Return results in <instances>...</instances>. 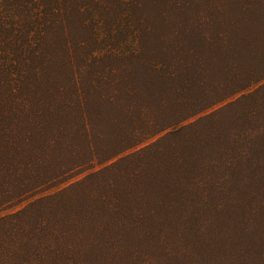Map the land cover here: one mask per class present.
Instances as JSON below:
<instances>
[{
  "label": "trees",
  "instance_id": "obj_1",
  "mask_svg": "<svg viewBox=\"0 0 264 264\" xmlns=\"http://www.w3.org/2000/svg\"><path fill=\"white\" fill-rule=\"evenodd\" d=\"M0 264H264V0H0Z\"/></svg>",
  "mask_w": 264,
  "mask_h": 264
}]
</instances>
